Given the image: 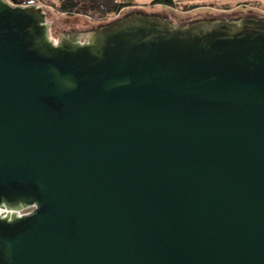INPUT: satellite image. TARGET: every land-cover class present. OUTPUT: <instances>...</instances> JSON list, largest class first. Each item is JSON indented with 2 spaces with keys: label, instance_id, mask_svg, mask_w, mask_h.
Masks as SVG:
<instances>
[{
  "label": "water",
  "instance_id": "obj_1",
  "mask_svg": "<svg viewBox=\"0 0 264 264\" xmlns=\"http://www.w3.org/2000/svg\"><path fill=\"white\" fill-rule=\"evenodd\" d=\"M47 18L0 0V264H264V19Z\"/></svg>",
  "mask_w": 264,
  "mask_h": 264
},
{
  "label": "rangeland",
  "instance_id": "obj_2",
  "mask_svg": "<svg viewBox=\"0 0 264 264\" xmlns=\"http://www.w3.org/2000/svg\"><path fill=\"white\" fill-rule=\"evenodd\" d=\"M14 6H25L28 0H5ZM155 0H119L121 4L132 7L124 8L119 15L107 17L106 19H92L85 16H66L61 14L57 8L56 0L43 2L36 0L37 6L45 9L48 15L47 24L51 26L50 36L57 41L61 32L82 31L93 28L97 30L100 26L125 17L128 13L137 11L145 15L162 14L169 16L174 24L189 23L191 21L217 18H240L241 16H254L264 19V0H173L174 6L157 5L151 6ZM139 4V5H138ZM104 23V24H103Z\"/></svg>",
  "mask_w": 264,
  "mask_h": 264
},
{
  "label": "trees",
  "instance_id": "obj_3",
  "mask_svg": "<svg viewBox=\"0 0 264 264\" xmlns=\"http://www.w3.org/2000/svg\"><path fill=\"white\" fill-rule=\"evenodd\" d=\"M19 1V0H15ZM25 6L37 5L36 0H28ZM48 2L49 0H39ZM57 10L66 16H85L92 19H106L107 17L119 15L128 4H121L119 0H56ZM164 5L173 7V0H155L151 6ZM104 24V23H103ZM108 24V23H106Z\"/></svg>",
  "mask_w": 264,
  "mask_h": 264
},
{
  "label": "built area",
  "instance_id": "obj_4",
  "mask_svg": "<svg viewBox=\"0 0 264 264\" xmlns=\"http://www.w3.org/2000/svg\"><path fill=\"white\" fill-rule=\"evenodd\" d=\"M11 4V3H10ZM12 5V4H11ZM14 6V5H13ZM34 209L33 208H27V209H23L21 211H19L17 214L19 216H26V215H29L32 213ZM10 213V211H8L7 209L5 208H0V216L1 217H5L7 216L8 214Z\"/></svg>",
  "mask_w": 264,
  "mask_h": 264
},
{
  "label": "flooded vegetation",
  "instance_id": "obj_5",
  "mask_svg": "<svg viewBox=\"0 0 264 264\" xmlns=\"http://www.w3.org/2000/svg\"><path fill=\"white\" fill-rule=\"evenodd\" d=\"M252 17V15H250ZM232 19H235V18H232Z\"/></svg>",
  "mask_w": 264,
  "mask_h": 264
},
{
  "label": "crops",
  "instance_id": "obj_6",
  "mask_svg": "<svg viewBox=\"0 0 264 264\" xmlns=\"http://www.w3.org/2000/svg\"><path fill=\"white\" fill-rule=\"evenodd\" d=\"M133 1H135V0H133ZM139 5V4H138Z\"/></svg>",
  "mask_w": 264,
  "mask_h": 264
}]
</instances>
